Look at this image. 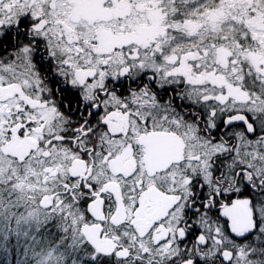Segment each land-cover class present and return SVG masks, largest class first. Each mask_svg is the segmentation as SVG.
I'll return each instance as SVG.
<instances>
[{"label": "snow or ice", "instance_id": "snow-or-ice-1", "mask_svg": "<svg viewBox=\"0 0 264 264\" xmlns=\"http://www.w3.org/2000/svg\"><path fill=\"white\" fill-rule=\"evenodd\" d=\"M0 264H264V0H0Z\"/></svg>", "mask_w": 264, "mask_h": 264}]
</instances>
